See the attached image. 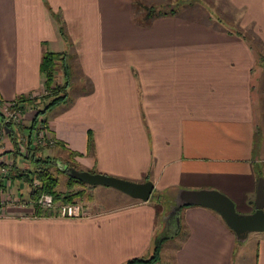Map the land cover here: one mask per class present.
Wrapping results in <instances>:
<instances>
[{"label":"crops","instance_id":"crops-1","mask_svg":"<svg viewBox=\"0 0 264 264\" xmlns=\"http://www.w3.org/2000/svg\"><path fill=\"white\" fill-rule=\"evenodd\" d=\"M134 1L0 0V100L40 92L42 52L70 48L79 64L72 79L79 71L90 92L45 112L57 145L69 151L55 150L59 158L80 161L86 170L91 165L97 172L151 180L156 188L147 200L117 189L120 201L111 206L91 207L89 197L73 201L78 216L61 215L64 204L41 209L5 203L0 264H122L148 256L154 237L166 243L182 231L173 264H233L236 237L216 211L190 204L170 220L176 192L164 201L161 196L174 180H185L253 211L250 198L262 171L254 164L263 163L264 170V63L250 39L264 44V0H227L250 36L202 8L145 23ZM136 1L142 7L173 0ZM49 7L63 10L60 19ZM71 7L79 10L77 20ZM126 33L139 36L138 60L125 47L106 46ZM30 113H24L25 124L32 122ZM71 152L88 153L92 164ZM20 193L32 199L30 192ZM255 264H264V238Z\"/></svg>","mask_w":264,"mask_h":264},{"label":"rangeland","instance_id":"rangeland-1","mask_svg":"<svg viewBox=\"0 0 264 264\" xmlns=\"http://www.w3.org/2000/svg\"><path fill=\"white\" fill-rule=\"evenodd\" d=\"M172 3V5H171ZM134 4L137 6V11L136 13L138 14H143L142 10L143 8L140 7L138 5V1H134L133 2V6ZM170 5L175 8V10H177V14H194L197 12L193 11L196 8H202L203 11H205V13H208V11H210V13H212L213 17L215 18V16H218V18L223 19V21H225L227 23V27H229L230 29H234V30H239L242 33H244L247 36L249 35V29L248 30H244L243 27H240L239 25V15L234 11L233 8H230V6H228V2L227 0H173L170 2V4L165 5L164 9H168L170 8ZM71 13L72 15L75 17V19L77 20V18H79L80 13L78 8L76 7H71ZM87 10H89L90 8H86ZM50 13L53 16V18L55 20H57V18L60 19V16H62L63 14V10L61 9H56V8H50ZM78 10V11H77ZM192 10V11H191ZM77 11V15L76 12ZM191 11V13H190ZM201 13V12H199ZM115 16H122V14L120 15H115ZM129 32L131 33V28L128 27ZM138 35L135 36V34L133 35H129L128 33H126V37L123 38V40H117V39H111V40H106V46L110 47L113 46L115 48H126L129 50V57L130 59H137L135 55V51L137 49L138 46ZM67 41V40H66ZM79 41L80 40H76L75 44L76 46L79 45ZM250 41L252 42V47L254 48L255 52H256V58L258 60V58L260 57V55H263L262 59L258 60V63H264V44L262 42H259L258 40H252L250 39ZM67 44V43H66ZM69 45V44H68ZM68 51L71 52V63L73 68H76L77 65L74 63L75 60V54L74 51L71 50L70 48H68ZM131 61V60H130ZM57 78H61V75H59ZM68 95L67 98L65 100V102H60L59 104H57L56 106L52 107L50 110H46L45 112H47V115L51 114L53 111L57 110V109H62V107L67 104L69 102V100L71 99V101L73 102L74 98L79 96L77 93L80 92L82 93V95H88L89 94V88L87 85V81L85 80V77L83 75L80 74L79 71H77V76L74 77V79L71 78V83L68 87ZM46 93V90L44 89V87L42 89H40V92L38 93H31L30 97L35 98V103L34 104H24L22 102H19L16 98L10 99V100H0L4 102V105H6L7 110L8 111H13V110H19L20 115L19 118L21 119V124H23V126L19 129V133L21 134L23 132V134H25V132L28 130L27 126L31 124L27 123L25 124L24 121L25 119V115L24 113H26L27 111H30L31 116L32 114L34 115L35 112L42 106V102L39 101V97L40 94ZM33 95V96H32ZM37 97V98H36ZM15 102V106L13 104L12 107H10V105ZM2 104V103H1ZM66 109V108H65ZM42 113L39 114L36 118L35 121L38 120H44L46 123V114ZM34 117V116H33ZM2 117L0 116V160L1 163L0 165H4V161H7V163L5 162L6 165V174L5 176H7L9 179V181H7V186H11L18 191L19 193V197L18 201L19 202H24L26 200V198H24L23 193L21 194L20 192H30V190H35V188H37L40 184L38 185H34V179H37L40 183V178L36 176V174H34L33 177H35L34 179L26 180L25 176L26 174L29 172L28 170H30V168H33V164L29 163L26 158H24L23 156H20L19 154L17 155L18 158L17 160H15V150L18 149V147L16 146V138H18L19 134L18 132H11L8 133L10 131L9 128L3 127L2 124H8V122H4V120H1ZM81 119V118H79ZM48 124V123H47ZM93 128V127H92ZM22 130V131H21ZM89 131V130H88ZM91 131V130H90ZM52 135V133H51ZM89 135V133H88ZM14 145V146H13ZM45 146L46 148H43L41 150H39V153L42 156H48L47 154H45V149L47 153L51 154V158H52V166L50 167V171L52 172V174L54 176H56V178L58 179L57 184L55 185V189L59 192L63 193H73V192H77L79 191V193H77L74 198L72 199V201H76V202H80V200H86L90 199V201H94L93 203H89L91 207H102V206H111V205H115L118 204L117 201H120L118 196H119V191H117V189H114L113 187H109V186H105V185H99V184H88V183H68V177L67 174L68 173V167H74L78 170H86L83 169V167L81 166L80 161H76L73 159H68V160H61V158H59V155L57 154L56 151L59 152V150H61V152L65 151V152H69L68 150H66L67 148H64L61 145H57L56 140H54V143L52 144H46V145H39V144H32L31 142H29L27 146ZM16 148V149H15ZM19 150V149H18ZM56 150V151H55ZM20 151V150H19ZM17 153V152H16ZM75 155H78L79 157L85 158L86 159V164L90 165L92 164V161L90 160L89 154L87 153H74ZM7 156V158H5ZM54 156V157H53ZM64 159V158H63ZM58 165H56V164ZM66 163V164H65ZM65 164V165H63ZM261 162H257L254 164V167L257 171L262 170L261 174H258L256 176V180L255 183L257 184L258 180L260 177H263L264 175V170L261 167ZM27 166V167H26ZM91 170L89 171H96L95 167H92L90 165ZM105 173V172H104ZM19 175V176H18ZM21 175V176H20ZM70 176V175H69ZM16 178H18L17 180H15ZM77 179V178H76ZM42 184V183H41ZM16 186V187H15ZM97 186V187H96ZM166 186V191L163 193L164 195H162V201H164L163 199L166 198V196H171L173 195L176 190L180 189V188H188V189H196V188H191L187 186V183L185 182V180L179 181V180H174L173 184L171 186ZM156 191V188L152 191V193L154 194V192ZM45 192V191H43ZM41 193V192H40ZM36 195H39L36 192H33L32 194H30V196L32 197L31 201L32 204L34 202V197ZM255 193L251 195L250 199H254ZM92 199V200H91ZM249 201V200H248ZM89 202V200H88ZM1 203V202H0ZM67 202H64L63 200H58L55 201L54 204L55 205H62L65 204ZM75 203V202H74ZM4 204H0V206H3ZM9 205H13V204H9ZM16 206V205H13ZM191 205H184L181 206L179 209L180 210H184L185 207H188ZM158 209V207H156ZM236 209L238 212H247L244 211L243 209L245 208H241L239 206V204H237ZM247 209V208H246ZM162 210V209H159ZM158 210V211H159ZM248 210V209H247ZM155 232H158V230H154ZM234 232V231H232ZM185 234L184 231L180 232L174 239H171L169 241L162 242L161 245V249L159 252V258L157 261L154 262V264H173V252H175V250L177 249V242L175 240H181L182 239V235ZM235 234V233H234ZM157 235V233H156ZM235 236V235H234ZM157 237V236H156ZM153 238L152 240V245H151V251L149 252L150 254L152 253V246H153V242L155 240V238ZM236 237V236H235ZM261 238H264V231H251L247 238L245 240H239V239H235L236 241V246H234L233 248V254H232V260H233V264H255L256 262V256L258 254V242ZM175 244V246L173 245ZM147 254V253H146ZM149 254V255H150ZM148 255V256H149ZM147 257V256H146ZM234 258V259H233ZM175 264V263H174Z\"/></svg>","mask_w":264,"mask_h":264},{"label":"trees","instance_id":"trees-1","mask_svg":"<svg viewBox=\"0 0 264 264\" xmlns=\"http://www.w3.org/2000/svg\"><path fill=\"white\" fill-rule=\"evenodd\" d=\"M140 5V4H138ZM143 8V19L145 23L150 22L151 19L168 15V14H175L177 10L173 8L170 5V8L167 10L164 9L165 5L158 4V5H141ZM61 33L64 36H67V34L62 30V26L60 25ZM253 48V47H252ZM254 49V48H253ZM255 52V50H254ZM256 54V52H255ZM257 57V56H256ZM39 70L44 75L43 78V87L46 90V93L40 94L39 101L42 102V106L36 111L34 114V117L32 119V122L34 123L37 116L39 114L44 113L46 110L54 107L55 105L59 104L63 100L66 99L68 95V86L71 83V78L74 74V68L71 63V54L67 50H61V51H51L48 49H45L40 58L39 62ZM59 75H61V78H57ZM31 93L28 94H20L17 96V100L19 102H22L24 104H34L35 98L30 97ZM33 96V95H32ZM36 97V98H37ZM6 128H9L10 131L8 133H11L12 126L10 122L6 124ZM89 144H91V139H89ZM45 148V146H27L25 149V153L22 151H19L18 149L15 150V160L18 158V154L20 156H23L26 158V160L31 164H33V168L31 167L29 172L26 174L25 179L31 180L35 177L34 174H36L37 177L40 178V185L35 188V190H30V194L33 192L40 193V192H48L53 195L54 202L58 200H63L64 202H70L74 198V196L79 193L73 192V193H61L55 189V185L57 184L58 179L56 176L52 174L50 171V167L52 166V158L50 156H42L39 153V150ZM17 152V153H16ZM74 152H71L70 154H73ZM19 176V175H18ZM21 176V175H20ZM68 177V183H85L79 179H76L72 176ZM164 237L161 238H155L152 246V253L147 257H133L128 259L126 262L122 264H154L155 261L159 258V252L161 249V245L163 242Z\"/></svg>","mask_w":264,"mask_h":264},{"label":"water","instance_id":"water-1","mask_svg":"<svg viewBox=\"0 0 264 264\" xmlns=\"http://www.w3.org/2000/svg\"><path fill=\"white\" fill-rule=\"evenodd\" d=\"M67 170L70 176L83 182L110 186L141 200H147L153 188V182L151 180L134 181L103 172L78 170L74 167H68ZM190 204L209 207L216 211L234 231L236 238L239 240H245L251 231H264L263 177H260L256 184L253 211L246 213L238 212L233 200L225 193L216 189L180 188L173 196L169 219L171 220L174 217L175 212L181 206Z\"/></svg>","mask_w":264,"mask_h":264},{"label":"built area","instance_id":"built-area-1","mask_svg":"<svg viewBox=\"0 0 264 264\" xmlns=\"http://www.w3.org/2000/svg\"><path fill=\"white\" fill-rule=\"evenodd\" d=\"M2 103V104H1ZM0 103V116L2 117L1 120H4V122H10L12 126L11 132H18L19 136L16 138V146L18 149L25 153L26 145L31 142L34 144L39 145H46L54 143V138L51 135V130L49 128V125L47 122L45 123L44 120H38L34 123L31 122L30 125L27 126V131L25 134L23 132L20 134L19 129L23 126L21 124V119L19 118L20 112L19 110H13L8 111L6 105H4V102L1 101ZM17 104L13 102L10 107H12ZM3 127H6V124H2ZM22 131V130H21ZM14 146V145H13ZM7 158V156L5 157ZM5 162L4 161V165ZM1 163V160H0ZM0 165V204H13L20 207H26L31 206L33 208H41V209H52L54 207V198L51 193L48 192H41L39 195H36L34 197V202L32 204L31 200H25L24 202H19L18 198L19 193L15 190L12 186H7V181H9L8 177L5 176L6 174V166ZM27 167V166H26ZM34 185L40 184V182L37 179H34ZM1 207V206H0ZM62 214L66 216H78L79 215V209L80 206L77 203L74 202H68L65 203L62 207Z\"/></svg>","mask_w":264,"mask_h":264}]
</instances>
